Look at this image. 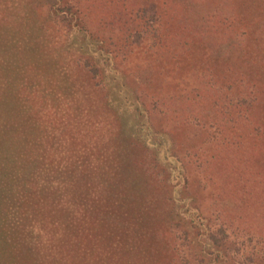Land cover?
Returning a JSON list of instances; mask_svg holds the SVG:
<instances>
[{
    "label": "rangeland",
    "instance_id": "374dc122",
    "mask_svg": "<svg viewBox=\"0 0 264 264\" xmlns=\"http://www.w3.org/2000/svg\"><path fill=\"white\" fill-rule=\"evenodd\" d=\"M55 4L66 16L55 14ZM146 19L157 31L142 27ZM95 55L107 67L93 75L86 63L96 67ZM109 70L118 84L107 82ZM253 93L264 98V0H0V173L10 185L16 173L22 179L20 214L33 210L28 221L38 233L30 250L2 264L208 260L195 233L185 238L184 224L176 225L175 194L156 176L158 155L132 133L139 111L121 109L143 104L218 233L235 198L247 203L254 175L264 173L257 163L264 134L256 133L264 128L246 104L236 105ZM54 116L60 121L51 126ZM40 162L47 176L66 170V185L44 186ZM64 190L72 204L54 209L48 199ZM254 196L256 213L264 187ZM244 227L236 232L253 235L259 257L264 227Z\"/></svg>",
    "mask_w": 264,
    "mask_h": 264
},
{
    "label": "trees",
    "instance_id": "16d2710c",
    "mask_svg": "<svg viewBox=\"0 0 264 264\" xmlns=\"http://www.w3.org/2000/svg\"><path fill=\"white\" fill-rule=\"evenodd\" d=\"M54 10L55 14L60 16V11H63L64 9L61 8L59 4H55ZM64 15L66 16V12L64 13ZM68 16L71 17L70 14H68ZM82 26L77 28L78 32H86V29ZM142 27L145 30H147V28H150V31H157V29L153 25V21L150 19L144 20ZM95 56L96 58H98L96 67H93L91 62L86 63V65L89 66L90 70L93 72V75L97 74V70L100 68V66L104 67V69L105 67H107L106 59H101L99 55ZM114 72L116 71L109 70L107 74L109 75L107 76V82L115 81L116 84H118V77L113 76L112 78H110V75ZM124 96L126 97L125 94ZM238 101L239 102L236 103V105L246 104V106H242L243 110L245 109L250 115L253 114L255 119L259 120V125L264 128V125L261 124V122L264 121V114L262 113V110L264 108L263 95L260 97L257 94L253 93L252 95H249L248 98H242L239 95ZM126 105L127 103H124L123 107L125 108ZM142 106L143 104L141 103L136 107L130 106L129 108H125L127 110H121L124 111L123 113H125V111L129 112L131 110H133V112L139 111L138 115L134 113L131 117H142L141 121L136 124V127L132 133L139 140H141L146 147L148 146V148L153 151L154 154L158 155L157 166L159 170L156 176L160 180L164 178V181H167L169 183L172 191L175 194V208L172 209L171 212L175 217H177L178 223H176V225L184 224L185 238L187 237L189 232L195 233V237H197V241L201 245L202 250H204L209 258L206 261L201 258V264H264V237L262 241L259 242L260 254L259 257H257V252L254 251L255 247L254 245H252V243L254 242L253 235L251 234L250 237L246 238L243 234H239L236 232L240 224H243L245 226L243 228L244 230H246L245 228L249 229L250 233L253 228H257L258 226L264 227V206L256 208V213H254L253 211L256 204H258V201L255 200L254 191L258 186L264 187V173L261 172V175L258 172L254 175V178L252 180L255 185L252 186V189L254 191L250 193V199L248 200V202L240 204L235 198V206L233 207L232 211L228 212V216L226 218L221 219L222 224H219L218 233L214 232L212 230L213 224L210 220H207V218L200 213L198 207L196 206L194 196H192V194L187 191L188 181L184 163L176 155L174 149L172 148V143L166 142V137L163 136L160 132L152 130L149 122V117ZM239 112H242V109H240ZM222 115L227 116L229 115V112L224 111ZM57 121L60 120H58L54 116V118L50 120L51 126H53L52 124H55ZM57 126H60V123ZM13 130H16L15 126ZM256 130L258 129L256 128ZM256 133L260 136L264 134L261 132ZM12 140L17 139L13 138ZM18 142L19 141H17L16 143L19 146ZM40 144H42L41 141ZM36 147L37 144L31 142V155L29 154V161H31V163H33L34 157L38 152V147ZM263 152L264 149L259 151L260 157L257 163H264ZM61 162L64 163V160H61ZM77 162L79 163V159H77ZM37 164L39 165V167L38 165L36 167V170H39V176L37 175V179L41 180L42 183L43 181H45L43 184L44 186L53 188L56 185L57 187L66 185L64 179V177L66 176V170H60V173H55L54 175L50 174L51 176H47L44 174V168L46 167L47 163L42 162L41 164L40 162V164ZM66 168L68 167L66 166ZM232 170H234L232 178H235L236 174H240L238 173V170L236 168H233ZM0 175H2L1 178H3L2 183L0 184V220H3L0 222V264H2L4 260L8 261L10 256L14 258V254L20 248L23 247L30 250V247L34 246V243H36V240L38 239V233L35 231L34 226L28 221L29 215L32 214L33 210L29 207L31 212L28 213L26 217L20 214L19 205L26 198L24 194L25 187L21 185L22 179H20L18 174L16 173V183L14 185H10L9 180L5 179V177L7 176V172L2 171ZM32 175L34 180V173ZM185 187L186 194L184 193L183 189ZM71 197L72 194H69L66 190H64L62 194L57 193L48 200L51 202V207H53L54 209L60 207V204L68 208V206L72 204ZM232 200L234 201V199ZM60 201L63 203H60ZM11 202L16 204L18 203V206L13 207V204ZM2 209L4 211L8 210L7 213L3 214ZM22 210H25V208L22 207ZM224 213L227 214L226 212ZM58 216L60 217V215ZM57 220L60 221V218H58ZM66 227L69 228L68 222L66 224ZM16 228L21 229V231H17ZM10 230H13L15 232L10 234ZM17 232L21 233V238L19 239V241L18 237L15 236V234H18ZM184 264H189V262L186 261Z\"/></svg>",
    "mask_w": 264,
    "mask_h": 264
}]
</instances>
